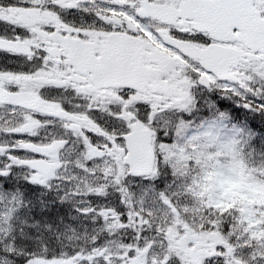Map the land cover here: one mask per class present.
Returning a JSON list of instances; mask_svg holds the SVG:
<instances>
[{
    "label": "snow or ice",
    "instance_id": "obj_1",
    "mask_svg": "<svg viewBox=\"0 0 264 264\" xmlns=\"http://www.w3.org/2000/svg\"><path fill=\"white\" fill-rule=\"evenodd\" d=\"M89 2L94 4L95 0ZM158 2L164 7L153 5L152 0L147 2L135 0L132 3L128 0H108L107 5L91 9L97 17V22L89 25L68 22L55 10V7L78 6L82 0H0V21L9 23L14 28H23L28 33L26 37L15 36L11 43H8L9 39L0 37V48L8 47L38 59V66L26 74L40 75L42 71H49L52 66L58 70L65 67L72 69L71 72L62 75L54 73L58 75L56 82L25 81L35 84L39 94L42 87L58 86L62 92L72 94L65 98L67 102L83 101L82 104L73 103L71 112H82L86 118L65 115L69 111L64 109L63 101H59L63 112H50L61 121L63 129L66 130L60 136L62 146L56 144L53 148L63 152L65 149L72 151L77 143L81 144L84 162L77 167L86 175L100 176L104 180L103 185L90 187L89 191L99 194L111 187L121 194L126 207V211L111 207L108 213L91 209H83V212L99 215L104 220L109 234L128 232L127 244L134 242L137 248L149 238L154 241L159 239L161 247L167 243L163 240L162 234L160 236L156 234V227L151 221L152 209H145L142 202L138 205L132 192V182L138 178V174L145 175L158 171L162 160L176 156L173 149L164 148L169 142V137L162 126L164 123L162 117L166 110L188 104L192 98L194 85L219 89L222 93L240 94L237 90H247L249 93L264 95V0H158ZM33 8H40L42 12L45 9L47 11L44 12L42 19L34 21L32 14L25 11ZM113 11L123 13L131 20H126L122 16L112 17ZM97 25L104 26L105 31H124L133 39L127 41L115 39L112 46L103 51L81 50L75 42L64 41L70 47L63 52L55 53L49 51L51 48L49 40H56L57 37L43 36V33H58L59 37L69 36L84 40L94 34L92 30ZM236 44L246 46L253 55L240 57L233 62L232 49L223 46ZM56 47L59 48L60 44L58 43ZM160 49H166L168 52L161 55ZM69 54L73 59L72 63L66 66L63 61ZM173 54L185 63L174 60ZM50 56H59V61L54 58L46 59ZM141 63H159L165 71L158 76L149 75L140 67ZM88 64H92L101 74L118 71L124 82L100 85L99 88L91 86V81L79 78L86 77L93 71V67H88ZM225 65L230 71L224 70ZM241 73L244 75L241 76ZM17 74L0 71V89H6L8 92L18 91L22 82L16 79ZM169 76H174L180 82L175 89L163 83H160L159 87H149L154 81L163 82ZM100 88H107L110 91L101 94ZM242 102L248 104L247 97H243ZM5 105L11 107L7 112L0 111V125L8 123L15 127L12 117L16 115L15 110L23 106L11 100H0V106ZM250 106L258 111L264 110V104ZM94 110L109 116L108 126L99 124L91 116ZM29 111L33 112L35 119L39 114L45 113L31 109ZM137 122L147 129V133L146 136L139 137L130 148L128 133L132 131L131 125ZM41 125L33 124L23 130L7 131L12 135L35 134ZM5 130V127H0V132ZM89 130L101 135L103 139L93 144L88 138ZM45 142L46 140L21 141L19 144L20 148L34 153V158L25 163L30 164L32 168V179L41 183L58 171L56 168L47 170L39 163L45 159H58L57 151L47 150L44 147ZM6 147L11 146L0 145V152L5 151ZM132 149H135L133 152L135 162L125 161L124 157ZM121 162L124 166L121 172H117L115 167L110 172H105L100 167ZM134 163L143 170L128 171L134 167ZM187 167V161L177 163V170L181 174ZM207 167L208 164L204 169ZM216 167L222 175L231 173L230 167L219 165ZM238 167L247 171L250 179L264 181V169L258 171L249 169L243 162H239ZM199 180V176L193 177L185 188V192L190 194L193 200L202 199L197 183ZM220 191L222 189L217 190V198ZM175 199H177L175 194L160 193V203L166 208L170 207ZM204 215L209 217V222L205 223L206 228L219 227L222 233L231 235L232 218L229 213H220L218 209L206 207ZM244 215L250 219L252 209L248 208ZM217 217L219 225L210 222ZM98 240L99 237L96 235L89 244L73 246L70 253L65 250L57 255H30L26 258L25 264H98L100 260L103 264H127L129 257L136 251L132 248L117 247L116 241L112 239L104 244H98ZM120 242L125 243L122 239ZM47 247L48 245H44L45 252ZM156 247L157 245L153 243L152 248ZM245 250H248V246ZM124 251L128 252V256L123 255ZM15 252L16 249L10 247L8 255L0 260V264H8ZM236 255L233 248L219 243L215 250L209 249L202 256L199 264H214V258L218 257L223 258V264H236L234 260ZM173 258L178 264H183L178 256H170L165 264H170ZM248 264H264V244L252 252Z\"/></svg>",
    "mask_w": 264,
    "mask_h": 264
},
{
    "label": "flooded vegetation",
    "instance_id": "obj_2",
    "mask_svg": "<svg viewBox=\"0 0 264 264\" xmlns=\"http://www.w3.org/2000/svg\"><path fill=\"white\" fill-rule=\"evenodd\" d=\"M128 2L132 3L135 0H128ZM147 2V0H144ZM108 0H95L94 4H91L89 0H82V3L78 6L72 7H55V10L60 14V16L71 23H85V24H93L97 22V17L91 9L96 8L99 5H107ZM153 5L164 7V5H160L158 0H152ZM54 6V5H49ZM26 12L32 14L33 20H40L44 16V12L41 11L40 8L27 9ZM140 11V9H137ZM123 17L126 20H131L130 17L124 15L123 13L113 11L112 17ZM93 35H90L89 38L84 40H79L77 37H59L58 33H43V36L51 37L56 36V40H49L51 44L50 52H63L65 49L69 48L70 45L64 43V41H73L81 50H92L99 49L101 51L107 49L109 46H112L115 39H119L120 41H127L133 39L128 36L124 31H105L104 26L97 25L93 30ZM28 33L25 29L19 27H13L9 23H4L0 21V37L9 39L8 43H11V39L15 36H27ZM112 39V40H111ZM60 44V47L57 48L56 45ZM223 47L228 48H236L239 50V58L240 57H251L253 53L244 47L242 44L236 45H225ZM168 50L160 49V54L164 55ZM56 59L59 61V56L55 57H46V59ZM172 58L180 63H185L180 57L175 54L172 55ZM72 55H67L63 63L67 66L72 63ZM86 62V61H84ZM38 66V59L36 57H30L26 53L15 51L11 48L4 47L0 48V71L2 72H11L18 73L16 79L21 81V87L16 92H30L33 97V109L39 112H45L39 114L35 119L33 117V112L24 108H17L16 110L19 113L15 119V131L23 130L24 128L31 127L33 124H42L40 128L36 130L35 134H26L22 139L26 142H41L46 140L44 147L49 150H56L58 159H45L41 160L39 163L43 165L47 170H51L53 168H62L63 166H77L82 165L84 162L83 146L79 143L76 144V147L72 149V151H59L58 149H54L53 146L56 144H61L62 141L60 136L62 133H65L66 130L63 129L62 123L59 119H57L54 115L50 114V112H63V109L59 106V101H63V107L65 110L69 111L65 113V115L74 116L76 118H86L84 113L82 112H71L72 106L74 104H82L81 100H74L72 103L67 102L66 97L71 96L70 92H62L60 88L57 87H42L41 94H39L38 88L35 84L25 83V81H42V82H56L58 80V75H62L67 72H71L72 69L65 67L62 70H58L55 66H52L49 71L43 72L40 75H28L27 72L32 71L34 68ZM79 67V65H77ZM88 67H93V71H95V75L91 72L86 77H79L80 79H88L92 82L91 86L100 87L101 81L97 79V75L99 73L95 70L92 64H88ZM143 69L153 70L152 74H158L165 71L159 63H143ZM54 73H58V75H54ZM7 75L8 73H3ZM102 75V74H101ZM205 75V74H202ZM244 73H241L243 76ZM171 82V83H170ZM160 83L168 84L170 88L175 89L177 85L180 83L175 79L174 76H169L167 80L163 82L154 81L152 85L149 87H159ZM110 91L107 88H100V92L105 93ZM247 97L248 104L242 102V98ZM264 104V95H236L229 93H222L219 89L208 88L207 86H193L192 89V98L188 104L182 106H175L166 110V117L168 115H176V114H188L190 117H195L198 113L199 106L206 107L207 111L212 114H223L228 121L234 122H242L248 125L247 130L245 131V138L237 140V135L242 132L239 130L232 134L230 138L231 147L229 148V156L228 161L235 162H243V158L237 156V151L241 149V147L249 142L248 135L251 133V126L255 125L254 128L259 131L262 130L264 132V110H257L255 107H251L250 105H260ZM6 106V105H5ZM0 106L1 109L9 110V107ZM91 116L99 122V124L108 126L110 123L109 116L101 111H93ZM23 118V119H22ZM168 126V125H166ZM144 127L139 122L131 125L132 129ZM75 136V133L72 134ZM88 138L91 140L93 144L102 140V136L96 133H93L92 130L88 131ZM21 139V138H19ZM75 143V141H73ZM256 143V142H255ZM71 147V144L69 145ZM257 149L258 151H264V143H256L255 146H252L251 149ZM235 152V154H234ZM32 158H34V153L31 152ZM232 157V158H231ZM244 163V162H243ZM256 163L264 164V159L257 160ZM183 222V219H182ZM183 229V228H182ZM183 231V230H181ZM214 233L210 232L208 238L205 242L199 243L195 238V235L190 232L189 236H179L177 235V249L179 252V257L181 260H194L195 258L201 259L204 254L208 252L210 248L209 240L214 239ZM224 244L228 247L233 248V250L237 253L234 257L236 264H248V258L251 256L252 252H255L257 248L264 244V239L258 237L257 239L247 241L246 238L240 239L238 233H234L232 229L231 235L224 234ZM248 246V250H245V247ZM213 250V249H212ZM223 259V258H222Z\"/></svg>",
    "mask_w": 264,
    "mask_h": 264
},
{
    "label": "rangeland",
    "instance_id": "obj_3",
    "mask_svg": "<svg viewBox=\"0 0 264 264\" xmlns=\"http://www.w3.org/2000/svg\"><path fill=\"white\" fill-rule=\"evenodd\" d=\"M226 135V130L223 128V124L216 122L215 120H211L203 125V127L199 130L192 131L189 135H184L183 138L185 143H189V145H193L191 143V140L194 142H197L198 145H201L203 148L202 150L207 158H213L215 161L219 158V154H224L223 151H220V149L224 148V138ZM197 145V146H198ZM207 149H213L212 151H206ZM172 149V148H169ZM194 157L201 160L204 156L203 153L195 152L193 153ZM188 158V152L180 149V144L178 145V151L176 152V156L174 160L172 161L170 167H162L161 173L163 175H167L168 173L172 174V177L170 180H168L165 183V190L168 188L169 191L176 192V191H185V188L188 184L191 183L193 177H195L204 167L203 162L201 161H195L194 163H188V167L184 170L183 174H181L180 171L177 170V163L179 161H186L185 159ZM213 165H208L206 169H208V172L204 174L202 178L197 182L200 188V194L203 196L208 195L211 197V203L215 205H221L224 198L232 199L236 190V184L238 182L239 175L243 172L242 169H239L238 166L235 165H222L219 162L217 164L213 161L211 162ZM216 165L223 166V167H230L231 173L229 174H221ZM105 172L110 171V165H107L106 167L104 165L100 166ZM117 172H121L124 169L122 168L121 164L118 166L116 165ZM76 171L71 169L66 175L65 178L70 181V186L74 191H78L80 189H86L89 191V188H96L100 187L96 183H93L94 180L97 182H103L100 176H89L84 174L79 168H75ZM155 180V177L148 178L145 181L141 180V182L133 181L132 187H134L135 191H142V197L146 204H148V209H152V211L157 212L158 209L162 212H171L170 208H165L163 205L158 204L157 202L160 200L157 195L158 189L153 185V182ZM74 181V182H73ZM104 183H102L103 185ZM248 189L252 187L251 184H248ZM222 189L218 193L217 198V190ZM107 189L104 193H94V195L99 197V201L102 203H107L108 201H111L110 198H108ZM2 203L0 204V260H2L6 255H8L9 251V235L12 230L13 221L16 218V212L15 207L19 205L22 200L21 199H14L6 196H2ZM199 202L202 201L198 200ZM244 213L248 208L252 209V205L247 203L245 205ZM107 212H110L111 209L105 208ZM243 218L248 222L247 224H251L250 222L254 221L253 215L249 219L246 215H243ZM21 219V218H20ZM19 219V220H20ZM39 220V219H38ZM103 227L106 228V225L103 224ZM96 230L98 231V228L96 227ZM94 233V231H93ZM117 240V239H112ZM154 243H158L157 240L154 241ZM153 243H151L152 245ZM149 247V246H147ZM150 248V247H149ZM147 250V249H146ZM147 252V251H146ZM145 258L142 257V253H138L136 257L129 258L127 261V264H155L152 262V258L149 260H145ZM8 264H12L10 260L8 261ZM98 264H103V261L100 260ZM157 264V263H156Z\"/></svg>",
    "mask_w": 264,
    "mask_h": 264
},
{
    "label": "trees",
    "instance_id": "obj_4",
    "mask_svg": "<svg viewBox=\"0 0 264 264\" xmlns=\"http://www.w3.org/2000/svg\"><path fill=\"white\" fill-rule=\"evenodd\" d=\"M260 133L262 134L263 131H260ZM6 170L5 168H1L0 171V176H3L2 174H5ZM7 184H9L10 179L9 176L7 177ZM25 183V182H24ZM28 183V182H26ZM25 191V190H24ZM26 192H30V189H27ZM33 201L30 200V202H28L26 204V206L23 209V215L25 216V221H27V223L33 224L34 223V216L37 215L36 211L40 210L38 205H36V199L35 197L33 198ZM35 205V206H34ZM49 209V213L46 212V210L41 211L42 214H44V217L49 219V220H60L63 217V214L60 212V209H58L56 206L55 208L52 206H48ZM62 209V208H61ZM56 212L57 214H53V212ZM42 227H44V224H41ZM34 231L33 228H29L26 229L25 227H23V230H19V232H15L14 234V243L15 246L17 247L18 250H20V252H16V254L21 253L23 255L22 258H19V261H25L26 258H28L30 255H35V254H45L44 251V246L39 247L37 242H36V235H34ZM46 232H44L43 230H39L38 231V237L39 239L43 240L44 242H47V236H46ZM56 247V246H55ZM51 248V247H50ZM47 250H49V248H47Z\"/></svg>",
    "mask_w": 264,
    "mask_h": 264
},
{
    "label": "water",
    "instance_id": "obj_5",
    "mask_svg": "<svg viewBox=\"0 0 264 264\" xmlns=\"http://www.w3.org/2000/svg\"><path fill=\"white\" fill-rule=\"evenodd\" d=\"M117 73L120 74L118 71H117ZM5 97L11 98V96H7V95L2 96V98H5ZM141 136H146V133L145 132H142V131H137L135 133H132V134L128 135V137H129V147L132 148V145ZM134 151H135V149H132V151L129 152V155L126 157V161L135 162L136 157L133 155V152ZM148 152L150 154V146H148ZM133 170L141 171L143 169L136 167L135 166V163H134V167L133 168H130V171H133Z\"/></svg>",
    "mask_w": 264,
    "mask_h": 264
},
{
    "label": "clouds",
    "instance_id": "obj_6",
    "mask_svg": "<svg viewBox=\"0 0 264 264\" xmlns=\"http://www.w3.org/2000/svg\"><path fill=\"white\" fill-rule=\"evenodd\" d=\"M206 172H208V169L203 168L196 176L202 178Z\"/></svg>",
    "mask_w": 264,
    "mask_h": 264
}]
</instances>
